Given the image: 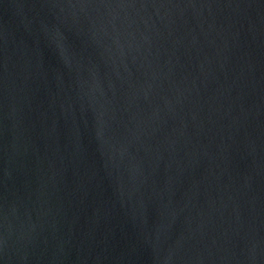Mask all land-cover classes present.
Wrapping results in <instances>:
<instances>
[{
	"label": "water",
	"instance_id": "95a60500",
	"mask_svg": "<svg viewBox=\"0 0 264 264\" xmlns=\"http://www.w3.org/2000/svg\"><path fill=\"white\" fill-rule=\"evenodd\" d=\"M0 264H264V0H0Z\"/></svg>",
	"mask_w": 264,
	"mask_h": 264
}]
</instances>
